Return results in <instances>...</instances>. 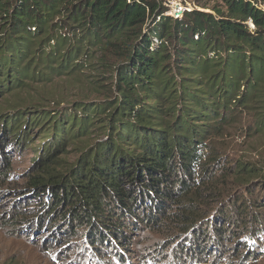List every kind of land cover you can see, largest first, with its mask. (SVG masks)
<instances>
[{"label":"trees","instance_id":"trees-1","mask_svg":"<svg viewBox=\"0 0 264 264\" xmlns=\"http://www.w3.org/2000/svg\"><path fill=\"white\" fill-rule=\"evenodd\" d=\"M165 1L0 0V94L79 73L91 65L86 49H121L109 110L83 103L0 119V177L10 175L3 153L49 121L25 180L29 210L13 209L19 229H40L45 218V243L76 239L93 264L139 259L136 237L157 228L169 238L162 249L179 242L180 264L206 256L246 264L264 254V167L223 151L236 125L264 135V0H200L176 17ZM100 113L105 139L59 166Z\"/></svg>","mask_w":264,"mask_h":264},{"label":"rangeland","instance_id":"rangeland-1","mask_svg":"<svg viewBox=\"0 0 264 264\" xmlns=\"http://www.w3.org/2000/svg\"><path fill=\"white\" fill-rule=\"evenodd\" d=\"M197 1L200 0H167L165 1V5L169 8L167 14L174 16V11L177 8L182 13L185 8H193ZM210 3L213 2L210 1ZM261 6L264 8V4ZM86 53H88L85 54L86 58L87 56L91 57V65H87L79 73L54 76L46 82L36 81L19 90L1 93L0 119L9 120L10 117L17 115L20 116V120H23L27 115L52 116L61 111H73L83 103L106 106V110H109L119 97L116 64L120 61L121 49L118 48L115 53H109L108 56L97 48L91 54L90 50L86 49ZM103 116L101 113L97 115L94 125L87 130V132L93 131L90 135L82 137L85 144L78 145V143L72 144L71 142L65 146L66 153L58 155L60 161L57 164L59 166L67 167L69 164L75 163L82 153L87 151L88 147L105 139L102 134L103 127L99 128L104 124ZM48 122L41 126L39 123L31 126V129L28 130L30 139L23 144L20 150L13 151L11 155L3 153L4 156H9L10 168L7 171L10 175L6 179L0 177V264H93L91 256H89L90 250L87 249L82 254L76 250L78 247L73 245L75 244L73 240L76 239H69L66 242L63 238L60 240L56 238L45 243L46 237L52 231L49 230V223L45 218L40 221V229L29 226L24 229L18 228L23 225V223H18L23 217H19L17 213L13 212V209L26 213L29 210L26 208L25 198L30 196L28 192L24 191L25 180L26 176L33 171V159L37 158L39 153H43V148L46 146V144H41L43 140H41V136ZM243 126L236 125L228 132L226 135L228 144L224 146L225 151L223 152L228 153L230 160H247L248 165L261 169L260 167H264V135L258 133L249 135ZM5 133L7 134L5 140L8 143L10 131L6 130ZM222 182L228 184L230 188L235 185L234 182L224 177ZM208 199L211 203L208 207L213 206L215 198L208 197ZM164 234V229L161 228L140 231L132 248L139 252L141 250V254L138 255L139 259H134V261L130 259L131 263L129 264H180L172 253V251L174 252L173 247H178L179 242L176 239H170L171 242L174 241L171 245L173 250L172 248L167 249L168 247L162 249L170 244L167 243L169 238ZM83 239L85 244H88L86 239ZM156 240L163 242V246L157 245L156 247ZM70 241L73 243L71 244ZM161 251L168 255H159L158 253ZM212 258L208 256L206 259L198 258L189 264H233L228 261L231 260L230 258L220 261L218 258ZM112 260L114 264H127L120 258L112 257ZM246 264H264V254L258 256L256 260L246 262Z\"/></svg>","mask_w":264,"mask_h":264},{"label":"built area","instance_id":"built-area-1","mask_svg":"<svg viewBox=\"0 0 264 264\" xmlns=\"http://www.w3.org/2000/svg\"><path fill=\"white\" fill-rule=\"evenodd\" d=\"M179 14H181V10L179 8H177L175 11H174V16H178Z\"/></svg>","mask_w":264,"mask_h":264}]
</instances>
